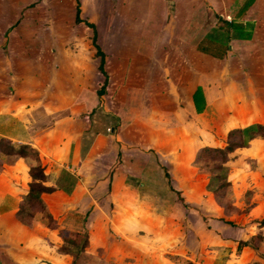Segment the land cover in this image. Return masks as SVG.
I'll use <instances>...</instances> for the list:
<instances>
[{
    "label": "crops",
    "instance_id": "crops-1",
    "mask_svg": "<svg viewBox=\"0 0 264 264\" xmlns=\"http://www.w3.org/2000/svg\"><path fill=\"white\" fill-rule=\"evenodd\" d=\"M105 1L92 0L90 10L97 12V15L100 13L98 17L101 22L97 21L101 24L103 45L110 54H114L108 69L109 57L102 52L103 71L106 73L103 95L96 94L103 80L101 74L95 80L99 84L86 83V80L78 83L76 96L66 103V91L56 94L54 88L50 87L53 81L46 86L36 79L23 80L14 87L12 83L6 85L2 79L7 76L11 78V73L13 75L11 57H8V68L2 70L3 60L0 64V119L10 120L18 129L9 132L0 127V138L14 146H29L37 153L40 165L44 160H50L57 166L58 170L53 172L62 169L74 175V178L70 176L75 182L69 195H66L68 191H54L41 195L40 199L55 220L57 230L65 228L64 221L68 214L78 213L83 215L82 219L86 214L83 223L81 219L79 233L83 232V227L88 234L89 244L76 264L90 263V256L91 262L99 259L91 251L100 248L99 252H102L101 244L108 241L109 235H114V240L121 239L120 243L132 249L138 247L140 242L129 239L135 236L133 228L136 225L143 235L142 240L147 236L158 239L163 235L164 228L154 231L149 221L164 219L165 197L156 193L152 198H147L146 193L144 199L142 191L135 193L132 187L133 180L140 178L137 175L140 165H150V157L147 159L148 155L141 150L152 151L153 161L157 157L160 164L172 159L168 172L175 184L174 189L162 171L163 183L167 180L164 188L167 187L171 194L180 189L184 191V187L176 186V139L184 142L187 139L219 140L228 131L245 127L235 125V120L228 116L229 110L233 111L236 103H239L234 94L254 92L263 99L261 92H264L261 89L264 85V0H112L114 7H110V3L106 7L102 4ZM72 2L73 10L71 7L68 9L73 12L74 19L61 35L68 36L67 41L74 45L72 50L77 54L66 57V66H73L70 62L77 59L79 62L75 69L83 74L89 69L86 68L89 57L96 59V56L90 41L92 35L86 31L89 28L82 21L75 23V11L77 5L78 16L89 12V9L87 4L84 9L82 0L79 4L76 0ZM159 2L164 8L156 10ZM35 3L36 0H0V6L7 7L10 13L1 22L0 47L8 43L9 34L11 45L19 42L14 26L20 25L19 14L38 6L39 3ZM56 10L55 6L49 9L50 17H46L48 21L45 20V23L55 24L58 21ZM138 24H142L148 32L155 30V36L167 40L171 49L155 53L154 56L148 50L145 51L148 56H123L112 51L121 43V53L130 47L133 49L135 43L143 44V31L134 30ZM92 26L94 28L95 25ZM95 28L96 38L98 27ZM170 29L173 30L171 36L166 31ZM220 31L222 35L227 34L224 40L212 37L213 32ZM54 36L58 38L59 34ZM135 61L139 63L135 65ZM92 69L95 70L94 66ZM108 71L112 77L110 80ZM138 71L142 74L138 75ZM10 86L13 87L11 91L8 90ZM52 91L55 97L53 101L50 99ZM44 98L50 103L38 101ZM212 102L220 103V110L216 114L211 113L212 117L206 121L202 118L203 110ZM224 112L227 115L222 116ZM105 123L110 130L107 135L103 133L107 130L104 128L101 134V126ZM94 129L97 133H94ZM200 145L196 150L208 147L202 143ZM24 164L25 160L13 158V161L7 160L5 165L6 171L12 172L22 165L24 184L21 188L18 183L7 181L0 188V264H70L68 256L57 252L61 244L57 230L46 228L35 219L37 217H24L21 221L15 216L29 182L28 167ZM104 164L106 168L102 167ZM155 167L156 173L161 172L157 165ZM0 170L1 173L5 172V169ZM43 173L48 178L47 186L55 190L61 187L51 185L49 175L45 171ZM94 179L92 184H87ZM86 184L88 186L84 188ZM103 188H106L107 201L114 209L109 219L106 218L107 222L99 210ZM185 188L188 196L191 189ZM79 189H86L88 196L72 200ZM131 196L137 199V202L133 200L137 204L134 210L127 207L131 205ZM180 197L184 198L182 193ZM46 198L47 202L44 200ZM121 204L126 207L122 209ZM154 204L157 208L150 211L149 206L154 207ZM171 204L176 206V196ZM142 206L146 209L142 210ZM140 213L141 216L136 218ZM255 227L261 228L259 225ZM263 236L259 240L264 244ZM246 245L242 247L241 254L245 257L251 253L252 261L248 264H264V248L255 243L249 244L251 249ZM142 246L139 248L147 254L146 257L160 248L158 244L154 247L153 244ZM12 247L16 249L13 254L9 253Z\"/></svg>",
    "mask_w": 264,
    "mask_h": 264
},
{
    "label": "rangeland",
    "instance_id": "rangeland-1",
    "mask_svg": "<svg viewBox=\"0 0 264 264\" xmlns=\"http://www.w3.org/2000/svg\"><path fill=\"white\" fill-rule=\"evenodd\" d=\"M61 2L63 3L62 6L59 5ZM76 2L79 4L80 0H76ZM37 3H39L38 6H35L33 9L28 8L23 10L19 14L18 20H20V25L14 26L19 42L15 45H11L9 43L11 34H9L7 36L8 43L0 47V64L1 60H3L2 70L8 68V57H11L13 69L11 78L7 76L4 79L1 77V79L6 85L12 83L13 87L26 79L42 81V86H46L49 82L51 84L53 81L50 87L54 88L56 94L65 90V101L67 103L76 96L78 83L86 80V83L99 84V82H95L100 75L98 70L99 58L96 57L97 60L95 58L94 60L90 56L88 59L89 61H87L88 66L86 67L89 69L88 71H84L83 74L75 69L79 62L76 61L77 59L70 62L73 66H66V57L77 56L72 50L74 45L67 41L68 36L61 35L66 31L67 25L74 19L72 15L73 12L68 9L71 7L73 10L74 4L72 0H36L35 4ZM109 3L110 7H114L112 0H106L102 4L107 7ZM82 4L84 9L87 4L89 12L83 13V16L79 15L78 19L83 23L90 21L89 24L91 26L95 25L98 27L96 38L90 39V41L93 40L94 45L100 49V52L106 53L109 57V69L110 59L114 54H110L109 49L108 52L106 46L103 45L105 41L103 37H101V24L99 23L101 21L98 17L100 13L97 15V12L93 13L90 11L92 9V0H82ZM52 6L57 8L56 16H58V21L55 24L53 22L45 23L44 21L47 20L46 17H50L49 9ZM0 7L1 26V22H4L6 17L10 16V13H8L9 9L7 7ZM161 7L164 8V5L161 6V2H159L155 9L160 10ZM196 7H200V5ZM95 26L94 28L90 27L86 29L89 35H92L93 31L94 33L96 32ZM140 29L144 33L143 44L140 45L139 43H135L132 47L133 49L130 47L123 53H121V46L123 43L119 44L117 48L115 47V50H111L123 56H148L149 54H153L152 56H154L155 53L171 49V47L168 46L169 43L167 40L163 41L155 36V30H149L148 32L142 24H138L136 28H134L135 31H140ZM134 30H132V32ZM166 31L169 33V36L172 35V29ZM57 34H59L58 38L54 36ZM212 37L224 40L227 34L222 35L221 31L219 33L213 32ZM98 41H101L100 44ZM133 43L134 41L132 40V44ZM147 50L149 54L145 52ZM24 59L25 63L23 65ZM137 63L139 62L135 61L134 64L136 65ZM93 66L95 70L92 69ZM140 74H142V72L138 71V75ZM108 75L109 80L112 79V77L110 78V71H108ZM101 76L102 75H100V77ZM2 81L0 80L1 83ZM13 87L10 86L8 90L11 91ZM261 89L264 91V85ZM54 91L50 93V99L52 101L55 100ZM261 94L264 99V92H261ZM234 95L237 96L236 99L239 103H236L234 108L232 107L233 111L230 112L229 110L228 116L235 120V125L246 126L249 124H261L264 126V100L259 98L257 93L254 92L248 94L240 92ZM39 100H45L46 104L50 103L45 98L38 99V101ZM200 103H202V101H200ZM220 105L221 104L218 102L210 103L209 107L203 110L202 118L207 121L208 117H212L211 113L216 114V112H219ZM226 113L224 112L221 115H227ZM95 120L98 123L97 118H95ZM13 124L14 123L10 120L3 121V119H0V127L2 129L5 128L6 131L16 132L18 129H15ZM108 126L107 123L101 126V134L103 128L107 129L103 133L106 135L109 134L110 130ZM94 133H97L95 129ZM224 140V135H222L219 140L208 139L195 141L187 139V141L184 142L182 139H176V186L179 188L184 187V191L180 189L179 192L184 196L185 199L182 198L185 200L188 207H183L177 201V207L172 205L171 203L174 202L175 196L168 191L167 187L164 188V184H167V180L163 183L161 176L163 170L160 168V165L163 169L165 168L166 174L169 175V184L173 188L175 184L172 181L171 173L168 172L170 168L168 164L172 159L160 164L158 163L157 157H154L153 161L152 151L141 150L144 154L146 153L148 155L147 159L150 157V165H140L141 168H139L137 172L140 178L139 180H133L134 182L136 181V183L134 184L133 182L132 187L137 191H135V193H140V191H142L141 196H143L144 199V194L146 193L148 195L147 198L149 196L152 198L156 193L165 197L166 208L165 214H163L164 219H160L159 222L154 220L149 221L154 231L164 228L163 235L158 239L157 237L153 239L147 236L142 240L143 235L140 234V229H138L136 225V228H133L135 229V236L129 239H135L140 242L141 245H137L138 247H134L133 249L128 245L120 243L119 241L121 239L119 241L117 239L114 240V235H109L108 241L101 244L102 252H99L100 248H97L94 252L91 251V254L94 253L98 255L99 259L95 258V262H91L92 256H90L88 258L90 263L87 264H241V262L243 264H248L251 262V253L242 257L241 253L243 248L238 251L237 244L239 242H245V244H247L246 246L249 247V244L255 243L259 247L264 248V244L259 240L264 234V225L261 226V228L255 227L259 224L258 222L264 218V141L256 138L248 144L247 148L236 150L233 154L229 155L224 164L227 170L226 181L230 185L229 189L219 192L208 191L206 186L211 176L209 172L211 171V165L209 164L206 166L207 168H200V165L198 163L196 164V153L199 150H196V148L201 146L200 143L211 148H222L224 146ZM185 150L186 153L184 152ZM125 159H127V157ZM7 160L13 161V158L0 155V169H5L4 173L0 172V188L3 187V183L7 181H11L12 183L16 182L22 188V184H24L22 178V165H19L21 167L14 172L10 170L6 171L5 165ZM24 165H28L27 160ZM155 165L159 167L161 172L157 171L156 173ZM40 166L43 168V171L49 175L52 181L51 185L61 186L56 190L54 189V191L61 193H63L62 191H68L66 195L72 192V184L75 182V179L72 180L70 176L74 178V175L62 169H59L58 172H53L52 170H56L57 166L50 160H44V163H41ZM104 166L106 168V164L102 165V167ZM102 167H100V169ZM94 181L95 179L89 180L88 182L90 183L87 184H92ZM87 184L84 185V188H87ZM185 187L191 189L188 191V196L185 193ZM88 190L90 189L88 188ZM105 192L106 188L101 189L99 210L105 222H107L106 218L108 217L109 219L114 209H112V205L108 203V195H106ZM87 194L89 193L86 192V189H79V191H76L75 195L72 196V200L76 199V197H83L85 199V197L88 196ZM44 200L47 202V198ZM133 200L137 202L136 197L131 196V205H127V207L132 210L137 207V204ZM46 207L49 209L51 208V206L49 207L48 205H46ZM52 207L55 211V207L53 205ZM121 207L124 209L126 206L125 204H121ZM143 208L142 206V210L146 209ZM156 208L155 204L154 207L149 206L150 211H154ZM74 214L71 213V215H67L64 221V229L71 232H80L83 215H79L78 213ZM141 214L142 213L135 217L139 218ZM150 216L153 217V215ZM200 219H203V221ZM206 219L207 221L205 222ZM138 220L140 221V219ZM227 222L231 223L233 226L228 225ZM133 223L134 222H132V224ZM101 237L102 236L99 237V240H101ZM143 244H153V247L158 244L160 248L150 253V255H148L149 257H146L147 254L142 253V249H140L143 247ZM110 246H113V248L109 249ZM14 252H16V249L12 247L9 253L13 254Z\"/></svg>",
    "mask_w": 264,
    "mask_h": 264
},
{
    "label": "trees",
    "instance_id": "trees-1",
    "mask_svg": "<svg viewBox=\"0 0 264 264\" xmlns=\"http://www.w3.org/2000/svg\"><path fill=\"white\" fill-rule=\"evenodd\" d=\"M78 5L75 11V23L81 22L78 19ZM86 27L93 28L88 23H84ZM216 30V29H215ZM95 38V33H92V39ZM92 47L94 48V55L99 58L98 70L103 77L102 83L96 92L97 96L103 95L104 88L106 86V74L103 71V54L100 52L92 40ZM261 139L264 141V126L261 124H251L243 128H236L228 131L225 135V142L222 148H210L203 147L197 152L196 164L200 165V168H207L211 165L210 178L207 184V190L212 192H219L221 190H228L230 185L226 181L227 170L224 167L229 155L233 154L236 150L245 149L248 144L254 139ZM0 155L5 157H12L14 159H22L28 161L27 175L29 182L27 183V191L23 196L21 202L17 206L15 212L16 218L23 221L22 218L27 217L29 219L39 220L46 228L57 230L55 220L45 210L41 202V195H49L54 192L52 187L46 185L47 176L43 173V168L40 166L37 153L27 145L14 146L6 139L0 138ZM165 177L168 180L166 171L161 167ZM200 170V169H199ZM173 192V190H172ZM174 193V192H173ZM176 201H178L183 207H188L184 203V199L180 197V193H175ZM37 215V216H36ZM86 218V214L82 219V223ZM259 226L264 225V218L258 222ZM228 225L233 226L231 223ZM83 232H71L65 229H58L57 235L60 239V246L57 249L59 254L66 255L70 258V264H76L82 253L88 247L89 238L86 230L82 227ZM246 244L239 242L237 244V250L239 251Z\"/></svg>",
    "mask_w": 264,
    "mask_h": 264
}]
</instances>
